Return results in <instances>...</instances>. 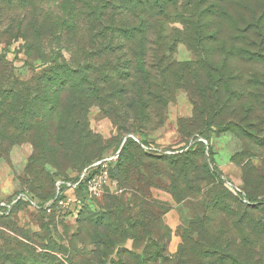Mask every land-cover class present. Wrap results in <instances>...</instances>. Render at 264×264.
<instances>
[{
    "label": "trees",
    "instance_id": "1",
    "mask_svg": "<svg viewBox=\"0 0 264 264\" xmlns=\"http://www.w3.org/2000/svg\"><path fill=\"white\" fill-rule=\"evenodd\" d=\"M47 1L54 5L53 8L56 7L53 10L56 15L49 18V28L52 29L49 34L53 37L65 34L70 38V44L78 46L76 52L83 54L87 64L73 74L77 75V80L72 87L77 84L85 87V95L80 101L69 95L67 85L70 83H60L70 76L60 75L56 77L59 81H54L61 84V91H68L69 96L65 99L67 112L84 108L86 99L91 104L99 103L112 118L122 122V130L128 128L131 122L135 129L141 128L135 131H144L164 124L174 94L184 91L194 104V127L188 129L190 133L196 129L202 130L206 132L204 139H208L213 131L226 132L251 149L246 150V154L264 156V123L258 128L249 123L252 116L264 120V87L260 88L259 79L253 73L249 75L252 77L250 79L244 77L241 71L232 70L231 80L229 73L227 77L224 75L225 67L231 62L247 66L249 71L264 67V0ZM34 23L36 25L35 20ZM35 35L39 36L40 33ZM180 43L192 51L194 59L178 61L174 57ZM64 48L60 46L59 50ZM103 54L107 55L108 60L101 66L94 59ZM62 60L65 61L64 58ZM88 60L94 61L93 66L88 64ZM92 71L100 72L93 75ZM113 114L116 116L113 117ZM74 123V120L71 121L70 129L63 130L71 136L59 133L60 141L66 140L63 147L70 146L74 140ZM252 124L256 125L254 122ZM130 143L133 141L127 138L118 159L110 167L112 182L116 180L121 192L131 188L127 184L123 186L117 174L121 154ZM196 144L199 146V143ZM242 153L240 151V155ZM102 158L86 161L83 169ZM167 159L171 167H178V155ZM243 166L244 177H255V180L248 178L244 181L246 188L254 195H264V166L259 170L251 162ZM211 172H216L215 167ZM193 183L186 180L188 192L198 194V198H207L204 197L205 189L207 191L213 181L207 177H197ZM118 189L111 192L107 187L100 200H86L78 210L79 217L85 211H94L91 208L94 201L102 205L104 200H113L106 210H111L114 220L119 223L118 227L113 224L115 221L111 223L107 219L106 213L100 216L89 212L79 219L82 227L88 226L86 234L90 240L95 241L99 249L104 246L107 250L106 255L102 256L105 261L107 255L112 253L108 246L123 241L120 234L124 226L129 225L134 238L159 232L153 216L146 211L149 203L142 198L146 195L127 198L117 193ZM216 192L224 197L223 200L216 197L207 201L204 215L196 218L190 234L196 237V241L192 238L187 242V238V243L181 246L178 264H185V261L187 264H264V197L252 200L253 204L241 205L236 210L222 187ZM56 195L57 187L54 186L53 191L41 199L42 204L38 205V209L42 211L45 202L54 200ZM24 202L20 199L13 207ZM78 240L84 239L80 236ZM28 243L24 246L22 242L20 250L16 252H11L13 249L9 248L2 254L0 250L2 264L100 262L98 255L91 259L78 255L62 261L56 255L36 251L33 248L36 243L31 239H28ZM74 247L76 249V244ZM1 248L4 246L1 245ZM40 248L57 252L52 244ZM80 250L76 249V252ZM152 250L153 245H150L142 256L124 250L126 256L119 258V255L114 264H172L173 256L166 253V244L157 258L151 255ZM193 250L198 253L196 263L189 258ZM128 254L133 258V263L126 260Z\"/></svg>",
    "mask_w": 264,
    "mask_h": 264
},
{
    "label": "rangeland",
    "instance_id": "2",
    "mask_svg": "<svg viewBox=\"0 0 264 264\" xmlns=\"http://www.w3.org/2000/svg\"><path fill=\"white\" fill-rule=\"evenodd\" d=\"M53 7L47 0H0V250L2 254L9 248L13 249L11 252H16L22 242L26 246L31 239L36 243L33 245L36 251L56 255L62 261L78 255L87 259L98 255L100 262L94 261L93 264H114V261L126 256L124 250L142 256L150 245L154 249L151 255L157 258L166 244V253L173 256L172 264H178L181 246L187 238V242L192 238L196 241V237L190 234L196 218L204 215L207 201L216 197L223 200L224 197L216 192L221 187L236 210L264 197L263 194L254 195L246 188L244 181L248 178L255 180V177H244L243 166L251 162L259 170L264 166V156L246 154V150L251 149L226 132L213 131L208 139H204L206 132L202 130L190 133L194 127V104L184 91L174 94L164 124L144 131H135L140 127L135 129L131 122L128 128L122 130V122L112 118L99 103L91 104L86 99L84 108L67 112L65 99L69 95L79 101L85 95V87L72 85L77 80V75L73 74L87 64L83 54L76 52L78 46L70 44L71 40L65 34L56 37L49 34L52 30L49 18L56 15L53 12L56 7ZM39 33V36L35 35ZM60 46L65 48L61 51ZM174 57L178 61H186L194 59L195 55L180 43ZM107 60L105 54L94 59L101 66ZM94 61L88 60V64L93 66ZM232 70L241 71L249 79L253 73L259 79L260 88L264 87V67L249 71V67L231 62L225 67V77ZM92 72L96 75L100 71ZM64 74L70 78L60 83H70L67 85L69 95L67 89L61 91V84L54 82L59 81L56 77ZM229 77L233 79L232 74ZM73 120L74 140L70 146L63 147L66 140L60 141L59 133L71 136L63 130L70 129L69 123ZM251 121L250 125L256 128L264 123L255 116L251 117ZM41 137L43 140H40ZM127 137L133 143L123 150L117 174L121 184L131 188L121 192L115 180L108 189L111 192L118 189L117 193L127 198L145 194L142 198L149 203L146 211L153 216L159 232L134 238L129 225L124 226L120 234L123 241L108 246L112 253L105 261L102 256L107 250L104 246L99 249L97 243L90 240L86 234L88 226L82 227L79 219L89 212L100 216L106 213L107 219L111 223L115 221L113 224L118 227L111 210H106L113 200H104L102 205L94 201L91 206L94 211H85L79 217L75 208L51 207V201H46L41 211L38 205L53 191L54 186L57 187L59 179L73 180L78 177L86 161L120 153ZM240 151H243L241 155ZM176 155L178 167L175 168L170 166L167 157ZM180 159L182 162H179ZM213 167L216 169L214 173L211 172ZM197 177L213 181L208 190L205 189V199L188 192L186 180L194 184ZM66 192L72 196H84L83 192L74 193L71 189ZM22 193L29 197L24 200L26 202L15 207L4 206ZM80 236L84 240H78ZM51 244L57 252L40 248ZM75 244L80 252H76ZM193 251L189 258L196 263L198 253ZM126 260L133 263L130 254Z\"/></svg>",
    "mask_w": 264,
    "mask_h": 264
},
{
    "label": "built area",
    "instance_id": "3",
    "mask_svg": "<svg viewBox=\"0 0 264 264\" xmlns=\"http://www.w3.org/2000/svg\"><path fill=\"white\" fill-rule=\"evenodd\" d=\"M152 149L156 150L154 148ZM118 156L119 152L91 163L73 180H58L57 195L54 200H51L49 205L51 207L55 205L67 209L75 208L78 211L84 205V199L87 201L100 200L106 188L112 182L110 166H112V162L115 161ZM68 189H71L74 193L80 190L84 192V196H72L66 192ZM20 199L27 200L29 197L24 193L19 194L16 199L4 206H13V204ZM32 202L34 203L33 200Z\"/></svg>",
    "mask_w": 264,
    "mask_h": 264
},
{
    "label": "water",
    "instance_id": "4",
    "mask_svg": "<svg viewBox=\"0 0 264 264\" xmlns=\"http://www.w3.org/2000/svg\"><path fill=\"white\" fill-rule=\"evenodd\" d=\"M127 138H128V137H127ZM127 138H125V140H124V142H123V144H122V147H123L124 143L126 142ZM122 147H121V148H122Z\"/></svg>",
    "mask_w": 264,
    "mask_h": 264
}]
</instances>
